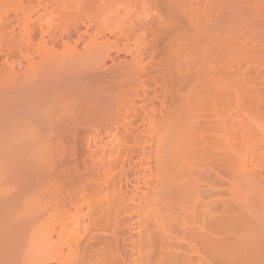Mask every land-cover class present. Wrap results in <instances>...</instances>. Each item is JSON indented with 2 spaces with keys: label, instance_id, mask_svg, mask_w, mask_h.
Masks as SVG:
<instances>
[{
  "label": "rangeland",
  "instance_id": "rangeland-1",
  "mask_svg": "<svg viewBox=\"0 0 264 264\" xmlns=\"http://www.w3.org/2000/svg\"><path fill=\"white\" fill-rule=\"evenodd\" d=\"M70 1L73 5L72 10H71L72 12L71 15L73 18H70L72 20L69 19L72 26L70 27L68 23V26L70 27L68 28L70 30L67 29L68 33L66 31L64 32L69 34L68 36L65 35L66 40H68L69 36L71 38L70 40H68L70 41L68 43L71 44V47L73 46V43L75 42V40L76 42L78 41L77 44H75L76 42L74 43V46H76V51L78 50V52L73 53V54L76 55L78 53L77 54L78 55L77 58H78L79 52H82V50L86 52L84 47L86 46V48L88 49L87 46L89 44L86 45L88 43V41L86 43V40H89L88 36L90 35H91V38L92 37L94 38V36L96 35L95 38H96V42L98 43L107 39L106 41L109 40L108 44H110V45H106L107 43L103 42L105 43L104 44L105 46H108L104 50H107V51L109 50L108 52L109 54L107 55V57L108 58L110 57V58L108 59L104 54V56L107 59V60L104 59L105 60L104 61L102 60L104 57H102V59L100 57L99 60L101 59V61H104L103 63H100L102 64V65H99L100 67L96 65L98 67L95 66L96 69L95 68L93 69L94 67L93 63L92 65L88 64L90 62H93L94 60L96 61V59L93 58L94 60L90 62L87 61L89 59H92L88 57L87 52H86L87 54L85 55H87L89 59H87V57L85 56V58L87 59L85 62H86V65L88 64L89 66L87 65L88 67H86L84 65L86 67L85 68L82 65L83 63H85L84 61L83 62L79 61L80 64H77V66L78 65L83 66V67L80 66L82 67L80 68L82 69L80 72L85 70L83 74L86 75L91 72L92 74L94 73L93 75L90 74L91 77H93V79L92 78L90 79V75L88 76L86 75L87 77L85 75L83 76V77H86V80H88L89 78L91 82L89 80L87 82L86 81L83 82L84 78L81 79L80 82H78L79 86L82 83L83 87H85L84 86L85 82L87 83L86 84L87 86L88 84L89 85L91 84L90 89L88 88L89 90L88 92L86 89L87 86L86 88L82 87L84 90L86 89L87 93H90V91L92 92L94 90L93 92L95 96L92 95L93 93L92 92L91 93L92 97H89L91 98L90 100L94 102L90 104L88 103V104H89L90 109L93 110L95 108L96 110L91 111L89 107L87 109L88 105L85 106L86 107L85 109L87 110V112L88 110L91 111V113L88 112L90 113V117L92 116L93 117L90 118L89 114H86L88 118L86 119L87 121L85 122L84 121V118L86 116L84 115L85 111L83 113V110L81 109L82 114H83L82 119L84 121V124L88 122L89 124L90 123L92 124L84 125L83 123H80V124H78L79 122L76 123V121H78L77 119H79L80 116H82V115H79L81 113V111L79 110L80 105L77 104L79 106V109L77 107L75 108H77L76 110H79L80 113L78 112L79 113L78 114L75 110V114H77L79 118L77 117L74 118L73 116H71L73 118V120L71 118L73 122H74V119H76L75 120L76 124H74V126L72 125L73 127L70 125L71 128L69 126V128L72 130L74 128V131H76V133L74 131L73 132L77 135L73 134L74 136H71V137L69 136L68 137L69 140L66 137L63 138V136L61 137L63 140L60 137L59 139L58 137L52 138L55 140L58 139L56 141H59V142H55L57 144L55 145L53 144V146L57 147L55 148V151H52L54 148L52 150L49 149L53 147L51 144L49 148H45L46 151L45 149L41 150L42 152L45 151V153L44 152L41 153L39 150L38 151L40 153H34L36 150L34 151V150L29 149L28 150L29 152L25 150L24 151L25 154L23 153L24 155L20 156V158L22 157V160H21L22 162H20L21 166L19 165V163H16V165L18 164L20 166L19 167L17 165L16 170H19V168L20 170L21 168L23 170V167H24L25 169H33V170L37 168L36 171L38 169L46 170V168L52 171V169L54 168L53 169L54 171L52 172L57 171L58 175L56 176L58 177L50 176L52 175V173H49V170H47L48 171L47 175L50 174L49 175L50 177L48 176L49 178L46 177L47 175L45 176L46 177L45 178L41 172L40 173L43 176L41 174H39L38 176V174L34 173L35 177H39L40 179L44 177L42 178L43 180L41 179L42 181L40 182L41 183L43 181L45 182L46 185H44V187L45 189L47 188L45 192L46 194L38 193L39 196H37L36 190H40V189H37L36 185H38L39 182H36V181H39L40 179L38 180L37 178L34 179V181L36 182V185H34L33 184L34 181H32L31 178H35V177L26 176L25 174H27V171H25V169L23 170V173L24 171L26 172L24 173V176H26V178L30 177L29 180L31 181V182H27V184L31 183L34 186H36V190L35 188H33L34 189L33 191H35L36 196L33 194L34 192L33 193L30 192V190L34 186H31V185L28 186L29 191L27 192L26 190L27 187H25L26 183L24 182L25 180H23L24 176H23V173H21L22 170L20 173L22 174L23 177L20 174H18L16 170H13V172L20 175L23 180L21 181L18 179L19 177H17V180L22 182V186H21L22 191L18 190L17 187L21 185V183L18 184L17 183L18 181L15 180L16 178L13 179V177L8 179L10 175H8L9 177L7 175H6L7 177L5 176V174L1 171L4 168L3 167V168H0V171L4 174V176L3 175L0 176L1 177L0 183H3L4 189L6 188L7 191L10 190L9 192L10 193L12 192V194H9L7 192L8 195L7 194L6 195L7 196L10 195V197L5 196L6 189L1 190V188L3 187H0V192L4 191V194L3 192L1 193L4 195V197H1L0 199L2 200L3 198V200L5 201L6 199L9 200L11 196L15 197V195H17L19 191H21L20 193H22L23 189H25L27 193L30 192L31 195L35 196V197L33 196V199L35 198L34 200L36 202V205L39 204L37 203L38 200L41 203L43 199L44 200L46 199L45 197L42 198L43 196H46L48 199H52V198L58 199L61 196H65L70 193L69 180L73 178H75L76 181L78 180L80 184L82 185L83 184L86 185V183L90 185L89 184L90 181L100 180L101 182L100 181H97V182L102 183L104 180H106V181H110V183L111 181H115L117 184L120 183L122 186L127 183L128 188H131L130 185L134 181L132 177L133 175L131 174L132 166H136L135 168L140 166V168L138 169H140V172H144V175L146 176V177L144 176V178L146 180L142 176H141L142 180L141 178L137 180L138 181L137 193L140 199L137 198L135 203L136 204L141 203L142 197L148 195L149 193L148 189L144 185V182L146 183V181L147 182L150 181L151 183H153V181H155V177L153 176L155 173V156H154L153 148L155 149V144H156L155 139L156 138L154 137L144 138L143 136H140L139 134L135 135L136 137L134 135L133 137L125 135L123 126L127 124L126 122L132 120V113H131L132 110L123 114L125 108H122L121 106L123 105L128 106V110L130 108L131 103L132 104L134 103V107H136L137 109L141 108V106L143 105L142 102H144L147 106H152L149 108L150 110L149 114L151 116L154 115L152 116L153 119H151V121L153 122H151L150 119L149 121L152 123V125H155L156 121H160L158 119H161L159 118L161 117L159 115H162L163 113V116H165L166 111L168 112L169 110H171L173 105H175V103L177 102L176 99H178V96H176L177 92H179L181 89H182L181 92H184V93L190 92L191 87H193V84H192V81H190V78H191V75L194 73L195 68L197 67L196 69H198L200 73L197 89L199 91L198 96L201 97V98H198V100H200V103L198 101L197 110L199 112L198 113L199 117H198L197 122L198 124H200V127H202V129L203 128L205 129L204 131V129L202 130L200 128L201 129L200 133L202 134V135L200 134V137L201 138L204 136L205 138L210 137V134H209L210 132L206 128L211 127V125L216 123V120L213 119L214 110L212 109L214 108V106L221 108V109L223 108L226 117L228 115L226 124L230 126L229 134H230V139H231L230 140V145H231L230 153L232 157L231 159V163H232L231 172L232 173L230 172L231 174L229 175L228 179H231V180L227 179L226 173H224L225 170L223 167H217V168L215 167V168L209 169L208 162H205V161H203L200 165V169L206 170L211 173V176L214 180L213 190L216 192V198L214 197L215 198L214 200L217 204V210H218L217 216L219 218V219L217 218L218 228L216 229V231L218 230L217 231L218 235L216 239L218 238L217 241L221 240L223 244L218 241L220 246L217 244L219 247H217L218 251H216V257H215L216 261H214V263L215 264H264V0H144V1L143 0H130L131 3L129 2L130 5L128 6H127V3L125 5L124 3L128 2L129 0H112L113 2L110 5L111 9L109 7L107 9L108 11L107 12L105 11V13L109 14L107 16L106 14L105 15L100 14L98 11L96 12V9H93V10L89 9L90 4L86 5L87 8L86 6L83 7L85 3L82 1L84 0H79V2L77 0L76 2L79 5L73 4L72 1L76 3L75 0H70ZM35 2L33 1L32 3L35 4ZM121 2L122 4H120ZM126 8L128 12L125 11ZM40 9L41 10L39 11L42 12L43 11L42 8ZM75 9L78 10L79 12L76 11ZM93 11H95L96 13H94ZM99 14L102 15L103 17L100 16ZM104 16L105 18L107 17L108 18L105 19ZM115 17L116 18L118 17V18L116 19ZM122 17L124 20L122 21L119 20V18H122ZM129 18H133L132 22H128ZM192 18L197 20V24H198L199 34L197 36L198 37L197 48H195L196 45L192 46L193 44L190 43V42H193V40H189V39H192L190 37V34L192 33V27H193L190 24V19ZM99 19L100 20L102 19V20L100 21ZM55 20L57 23V21H59V18L58 19L55 18ZM96 20L100 21L101 23L100 26L105 24V27L102 26L103 29L102 27L100 28V26L97 25L99 21L97 22ZM129 21H131V19ZM95 22H97V24ZM56 23L54 22V24ZM108 24L110 25L107 26ZM158 24L160 25L158 26ZM56 26L57 25H55V29H58V30H53V31L55 32V36L56 38H58L59 41L55 39L57 41V44H55V46L58 45L57 47L61 49V47L63 48V46H61L60 43L62 42V40L65 39L64 32H62L63 31L62 29H65L66 26L64 25V28L62 25H60L62 26V28L56 27ZM87 27L88 29L86 32L89 34L88 36L85 35L86 32H84L85 28ZM150 27H154V29L151 30ZM44 28H47V27L44 26ZM59 29L62 30V31L60 30L62 32L60 33L63 34V36L61 37L58 36L60 33L58 34L56 32V31L59 32ZM98 29H101L102 32H99ZM77 36L79 37L81 36L80 38L83 37L82 38L83 40H80V38H79L80 41L77 40L78 39ZM175 39H177V41ZM172 41H173L174 46L178 45L175 47L177 51L181 49L178 55L176 54L173 55L169 51V48H170L169 44H171ZM178 41L180 42L179 44H181L182 48L179 46ZM175 42L177 44H175ZM192 48L195 50H193ZM60 49L58 50L60 51ZM84 51L82 55L84 54ZM75 57L76 56H74V59L72 58L71 61L77 60V58ZM77 62L78 61H76V63ZM193 62L195 64L197 63V66H194L195 64ZM73 63L74 62H72V64L70 63V68H73L74 66L77 68V66L75 65L76 63L74 64ZM97 64H99V61ZM63 66L64 65L60 66V68H62ZM20 67H22V64ZM129 68L131 69L129 70ZM77 69L79 71V68ZM63 70L64 69H62L59 72H63ZM92 70H94V72ZM124 70L125 71L129 70L127 71L128 76ZM87 71L89 72L86 73ZM71 72L70 74L72 77L74 76V78L76 77V78H79L80 80V78L82 77V76L78 77L79 74L81 75V73L77 74L76 76V74L74 75V71H73V74ZM96 72L98 74H95ZM123 75H125V78ZM70 81L73 82L75 81V79L72 80V78H70ZM76 83L77 81H75V84ZM78 84L76 86H78ZM96 84H98L99 87L98 85L96 86ZM93 85L96 86L97 88L93 87ZM100 87H104L106 89L104 88L100 89ZM72 88H74V86H72ZM74 89H72V91ZM77 90H78L77 92L82 91L81 88H77ZM84 90L81 93H84ZM98 90L100 91V93H103L105 97L102 94H100ZM103 90L104 91L107 90V91L102 92ZM75 91L76 90H74L73 92L77 95L78 93ZM79 94L77 95V97H79ZM99 95L101 96L99 97ZM143 95H145V97ZM81 96H84V95L81 94ZM93 96L95 97L96 101L95 99H93ZM109 96L110 98H108ZM101 97L102 99H100ZM211 99L214 100V102L216 101L215 102L216 105L213 101H211ZM101 100H102L101 103H103V105L105 103L106 104L108 103V105L103 106L101 103H99ZM97 101L99 102L96 103ZM223 102L225 103L224 106L226 105L225 107L222 104ZM91 104H95V105H91ZM132 104H131V107H132ZM101 105H102V108H100ZM109 105H111V107L114 108V111L117 108H119L118 110L121 111V117L119 119H116L118 120L117 121L118 123L115 121V118L114 119L112 118L113 121L111 119L109 121L107 120V118H105L106 115L110 113L109 111L112 110V108H108ZM105 106L107 107L105 108ZM144 106L145 105H143V107ZM97 109L99 112L97 111ZM160 110H161V113H160ZM72 111L74 112L73 109ZM96 111L97 113H100V115L96 113L97 117L95 116ZM158 111H159V114H158ZM113 112L112 114L114 115L115 112L114 113ZM226 112H228L229 114ZM71 114H74V113L71 112ZM209 114L211 115V117H209ZM98 115L101 116L102 119H98L100 118ZM94 117L96 119H94ZM207 119L210 121H208ZM139 120L137 119L136 121H134L135 124L133 125L135 126L139 125L141 127V119ZM205 122L207 124H205ZM208 122L211 124H208ZM202 124L205 125L206 127L203 126ZM75 126L79 128L77 127L75 128ZM80 126L82 128H80ZM79 129L80 130L82 129V130L80 131ZM83 130H85V132ZM140 148H141V151H140ZM31 151L34 154L30 153ZM125 152L128 154H126ZM6 156L7 155H5L4 157L7 159L8 157ZM1 157L2 156L0 155V161H1L0 165L3 164L4 166H6V164H4V161H3L5 158L2 159ZM12 158L13 157L11 156V158L9 159H12ZM212 160H213V157H212ZM13 162H15V159H13ZM7 167L9 168L10 165L9 166L7 165ZM58 170L60 171V173L62 172L63 173L59 174ZM8 171L10 172V169ZM4 172H6V170ZM13 172H12V175L15 174ZM103 172L107 174L106 176L107 178L104 177V175H102ZM31 174H28V175H31ZM5 179L6 180L8 179V180L6 181ZM11 179H13V181L15 182L10 181ZM8 181H10L11 183L10 184L7 183ZM16 183L18 186L16 185ZM94 183L96 182H93L92 184ZM23 184H25V186H23ZM70 184H71V180H70ZM88 185L86 188H88ZM201 185H202L201 187H205L204 182H202ZM15 188L18 190V192ZM40 188L43 189L42 186H40ZM14 189L15 191H13ZM45 189L43 190L45 191ZM228 191H229V194H228ZM13 193H16V194L13 195ZM20 193L18 194V196L20 195ZM5 197L6 199H4ZM29 197H32V196H29ZM23 198L24 199L26 198L27 200L28 197L25 196ZM223 199L228 201V204L230 207L229 213L231 215V216L226 217V218L230 217L229 218L230 221L229 220L226 221L225 228H226V225H227V228L226 229L224 228L225 231L220 227L221 224L224 225V223H222L224 221L222 222L220 221V219L221 220L224 219V217L222 218L223 213H222V205H221L222 203L221 201ZM3 202L0 203L1 204L0 208L1 210L3 209L2 211H4V208H2V205L7 204L5 202L4 204ZM124 203L122 202L121 204L125 205ZM117 205H118L117 207L118 211L119 210L124 211L123 205L121 206L119 204ZM186 209H187L186 218L185 216L183 217L186 220L191 221V218H192L191 211L188 208ZM121 211H119V213ZM112 212H113V209H112ZM120 214L123 215L122 212ZM183 214L185 215V213ZM121 215L120 216L118 215L117 218L119 219ZM66 218H69V217H66ZM69 219H66V220H69ZM112 219H110V221H112ZM228 221H229V225L227 224ZM129 223L133 224L132 227L129 225H126ZM129 223L127 222L126 224L124 223L125 226L122 225V228L120 226L121 228L120 231L122 232L124 229L123 227L126 228V226H129L132 228V233H133L132 236L134 238L133 240H134V245H135V250H134L135 252L133 254L134 259H132V261L131 260L126 261V263L122 261V260L129 259V257L127 258L126 256L127 252L125 253V250H123V248L126 249L127 245L125 243L124 245L126 246L122 245L123 238L121 236V235H124V238L127 239L126 233L128 232L131 233L130 231L131 228L127 227L129 229L127 230V232L124 233L123 231V234H121V232L119 231L120 235L117 236L118 237L117 243L119 242L118 245L120 246L119 247L120 249L117 248L118 249L116 251L118 252L117 255L116 253L113 254V256L110 258L111 260L109 261H108L109 258H106V256L105 258L104 256H100L99 258L101 257L102 258L99 260H102V261H100L99 264H102L103 262H105L103 264H121L122 262L124 264H129L128 262H133V260H134L133 262L134 264H173L175 261L172 262L173 259L171 257L174 256L176 253H178L177 256H179V255L188 254L191 251L192 252L194 251L195 254L192 253L191 255L193 256V258L198 257L197 253L199 254V256L202 255L199 253L201 252V250L198 249L197 246L195 247L196 248L195 250L194 249L190 250L186 242L180 241L179 235H178L179 240L177 239L178 241H175V239L177 238L176 235L175 237H173L174 238L173 240L170 239V237L174 236L173 234L175 233L170 234L169 232H171V229L168 226L166 228V234L170 236L167 235L168 236L167 238V236L165 235V238H167L166 240L159 234L160 231L159 232L157 231L159 229L154 228L155 230L152 231V233L148 232V222L145 221L143 217H140L139 214L136 212L133 213L132 220ZM109 225L107 227H109ZM167 229H169V231H167ZM106 231L107 232L106 234H104V236L112 240L113 236H111V234L114 231V227H112V224L110 225L109 228L106 229ZM155 231L158 234L157 233L155 234ZM160 233L162 234V231ZM168 240L169 241L172 240V241L169 242ZM176 245H178L181 248L179 247H178L179 249L177 247L176 249L173 248V246H176ZM64 248L65 247L63 246V250ZM197 250L199 251L197 252ZM64 251L66 253V250ZM123 253L125 254L127 259H124L125 256ZM119 256L124 257V258H121V257L119 258ZM167 259L168 260L171 259V260L168 262Z\"/></svg>",
  "mask_w": 264,
  "mask_h": 264
},
{
  "label": "bare ground",
  "instance_id": "bare-ground-1",
  "mask_svg": "<svg viewBox=\"0 0 264 264\" xmlns=\"http://www.w3.org/2000/svg\"><path fill=\"white\" fill-rule=\"evenodd\" d=\"M33 1L34 2L36 1L35 4L32 3ZM76 1L77 0H75V2ZM86 1L85 0L82 1L85 3L83 7L90 4L89 9H92V10L96 9V12L98 11L102 15L106 14V16L109 14L105 13V11L106 12L108 11L107 9L110 7L111 3L113 2L112 0H86ZM72 2L74 5H79L77 4V2L76 3H74V1ZM129 2L130 0L128 2H125L124 5L126 3H127V6L130 5ZM120 4H122V2ZM72 6L73 5L70 0H0V155L2 156L1 157L2 159L5 158L4 157L5 155H7L6 157H8L7 159L5 158L7 162L5 159L3 160L6 166L2 164L0 165L1 166L0 168L4 167L3 170L1 171L5 174V176L10 175V177L8 176L9 177L8 179L13 177V179L16 178L15 180H17V177H19L18 178L19 180L21 181L25 180L24 182L26 183V186L25 184H23V186L27 187L26 189L27 192L29 191L28 186L30 185L34 186L36 185V182H39V184L36 186H37V189H40V190H36V186L32 187V189L30 188L31 189L30 192L32 193L34 192L33 193L34 195H35V191H33L34 190L33 188H35L37 196H39L38 193L43 194L46 192L47 188L45 189L44 187V185H46L45 182L43 181L41 183L40 181H42L43 180L42 178H44L47 175L48 173L47 170H49V173H52V175L48 174L46 177H48L49 175L56 176L58 175V173L57 171L52 172L54 171L53 170L54 168L52 169V171H50V169H47V168L46 170L38 169L36 171L37 168L34 167L35 168L34 169L35 171H34L33 169H25L23 167V170L25 169V171H27V174H25L26 176L35 177V174H38L39 176V174L41 173L44 175V177L41 178L42 180L39 177L31 178L32 181H34V179L36 178L37 180L40 179L39 181H36V182L34 181L33 183L34 185L31 183L27 184V182H31V181L29 180L30 177L26 178V176H24V173L26 172L24 171L23 173L22 168H21L22 170L21 172L19 168L21 166L20 162H22L21 161L22 157L20 158V156L21 155L23 156L25 154L24 151L25 150L28 151L29 149L34 150V151L36 150L34 153H40V152L45 153L46 151L45 148H49L51 144L52 146L53 144L54 145L57 144L55 142H59V141H56L59 139V137L61 138L63 136V138L65 137L68 138L69 136L70 137L74 136L73 134H75L76 131H74V128L73 130L70 129L71 126L72 125L74 126V124L78 122H79L78 124L80 123L84 124V121L86 122L87 121L86 119L88 118L86 114H89V117H90L91 111L96 110L95 108L92 110L89 107V104L94 102L90 100L91 98H89V97H92V95H94V92H93L94 90L92 91L93 93L91 91L90 93H87L89 91L88 88L90 89L91 84L90 85L88 84L89 87L86 85L87 84L86 82L88 80L90 81L91 78L93 79L91 75H93L94 73L92 74L91 72L89 74H86L87 76L91 74L90 79L88 78V80H86L87 76L83 74L85 70L80 72L82 70L80 68H82L84 65L88 67L89 65H92L93 63V66H94L93 69H94L96 65L98 66L102 65L100 63H103L105 61L104 59H106L107 55L109 54L108 53L109 50L108 51L104 50L108 47L104 45L105 43H107L106 45H110L108 44L109 40L106 41L107 39H105L100 43L96 42V38H95L96 35L95 36L93 35L94 38L93 37L91 38V35L88 36L89 34L86 32L88 27L85 28V31H84L87 33V34L85 33V35L88 36V39L89 40L92 39L90 40L91 42L89 40H86V43L88 41L86 45L89 44L87 46L88 49L86 48V46L84 47L88 54L84 50H82V52H79L78 58H77L78 53L76 55L73 54V53L78 52V50L76 51V46H74V43L76 42V40L75 42L73 40L74 43H73V46L71 47V44L68 43L70 42L68 40L71 39L70 36L68 40H66V36H65V35L67 36L69 35L67 34L68 33L67 31L70 30L69 28L72 26L70 22V20H72L70 18H73L71 15ZM40 8H42L43 10L42 12L39 11L41 10ZM125 11H127V8ZM93 12L96 13L95 11ZM55 18L56 19L59 18V21H57V23H56ZM130 19L131 21H129ZM132 19L133 18H129L128 22H132ZM119 20L122 21L124 19L122 17V18H119ZM100 21L98 22V24L97 22L95 23L98 26H100L101 25ZM54 22L56 24H54ZM68 23L70 27L68 26ZM190 24L193 27H192V33L190 34V37L192 39H189V40H193V42H190V43L193 44L192 46L196 45L195 48H197V43H198L197 36L199 34L197 20H195L194 18L190 19ZM55 25H57L56 27H61V28L62 26L64 28V25L66 26L65 29H62L63 31L61 29H59V32L56 31L58 34L61 31L67 32V33L64 32L65 39L62 40V42L60 40L61 42L60 44L61 46H63V48L61 47L62 50L57 47L58 45L55 46V44H57V41L55 39L58 40V38H56L55 36V32L53 31V30H58V29H55ZM109 25L110 24H108L107 26ZM159 25L160 24H158V26ZM44 26H46L47 28H44ZM102 26L105 27V24ZM102 26H100V28ZM150 29L152 30L154 29V27H150ZM98 31L102 32L101 29H98ZM61 33L58 36L60 37L63 36V34ZM80 37L77 36L78 38L77 40H79ZM82 38H80V40H83ZM175 40L177 41V39ZM77 43L78 41L75 44ZM179 43L180 42L178 41V44ZM175 44L177 43L175 42ZM169 45H170V48H169L170 53L173 55L175 54L178 55L179 51L181 50V49L180 50L178 49L179 51H177V49L175 48L178 45L174 46L173 41ZM179 46L181 47V44H179ZM57 48L60 49V51ZM83 51H84V54H83L84 56L82 55ZM85 54H87L88 57L92 59H89L87 55ZM104 54L106 57L104 56ZM74 56H76L75 58H77V60L71 61L72 58L74 59ZM85 56L89 60H87ZM100 57L101 59L102 57H104L102 59L104 61H101V59L99 60ZM93 58L96 59L97 62ZM86 60L89 62L92 60L94 61L88 63L89 65L87 64L88 65L87 66L85 62ZM76 61L78 62L76 63ZM79 61L85 62L82 64L83 66L80 65L82 67H80L79 65H78L79 67L77 66V64H80ZM98 61H99V64H97ZM72 62L76 63L75 65L77 66V68H79V71L74 65H72L74 66L73 68H70V63L72 64ZM21 64H22V67H20ZM62 65L64 66L60 68V66ZM194 66H197V63ZM196 68L190 78V81H192V84H193V87H191L190 92H185V93L181 92L182 89L179 92H177V95H176L178 96V99H176L177 102L175 103V105H173L171 110H169L168 112L166 111L165 116H163V113L162 115H159L161 116L159 118H161L162 120L158 119L160 121H156L155 125H152L151 123L153 122L151 121V119H153L152 116L154 115L151 116L149 114V111H150L149 108L152 106H147L144 102H142V104L145 106L143 107L142 105L140 108L141 110L134 107V103L133 104L131 103L132 107L130 104L129 110H128V106H125V105L121 106L122 108H125V110L123 109L124 110L123 114L132 110L131 111L132 120L126 122L127 124L123 126L125 135L133 137V135L135 136L139 134L140 136H143L144 138H147V137L156 138L155 139V142H156L155 149L153 148L154 156H155V173L153 176L155 177V181H153V183H151L150 181L149 182L146 181V183L144 182V185L148 189L149 193L148 195L142 197L141 203L139 204L135 203L137 198L140 199L137 193V187H138L137 180H139V178H141L142 180V177L144 178L145 176L144 172H140V169H138L140 168V166H138L137 168H135L136 166H132L131 174L133 175L132 177L134 181L130 185L131 188H128L127 183L122 186L120 183L117 184L115 181H111L110 183V181H106V180H104L102 183L97 182L100 180L90 181L89 183L90 185L86 183V185L83 184L84 185L83 186L82 184H80L78 180L76 181L75 178H73L74 177L73 176L72 177L73 179L69 178L71 180V184H70V180L68 179L69 186H70L69 188L70 193L68 195L61 196L58 199L57 198L48 199L46 196L41 195L43 196L42 198L45 197L46 199L45 200L43 199L41 203L38 200L37 203L39 204L37 205L34 200L35 198L33 199L34 195H31L30 192L27 193L26 190L23 189V192H22L23 194L20 193L22 191L21 189L22 182L17 180L18 182L17 181L16 182L18 184L21 183V185H19L20 187L16 183V185L18 186L17 189L21 191L18 192V190L16 188L15 189L17 190L18 194L20 193V195L18 196V194L15 195L16 193H13L15 197L11 196L12 199L9 198L10 201L6 199V197L4 198L6 199V201L3 200L2 198V200L7 204H5L0 199L1 200L0 203L3 202L6 205V206L2 205V208H4V211H2L3 209L1 210L0 208L1 210L0 212V264H99L100 261H102V260H99L102 258V257L99 258L100 256H104V258L106 256V258H109L108 259L109 261L111 260L110 258L113 256V254L116 253L117 255L118 253L116 251L118 250L117 248H119L120 246L118 245L119 242L117 243V239H118L117 236L120 235L119 231L122 228V225L125 226L126 222L127 223L131 222L134 212L138 213L140 217H143V219L148 222V232L152 233V231H154L155 229H159L157 231L158 232L162 231V234L160 232L159 234L163 238H165V235L166 236L168 235L166 234V228L168 226L171 229V232L169 233L170 234L175 233L173 234L174 236H171L172 238L170 237V239L173 240L174 239L173 237H175L176 235L177 238L175 239V241H178L180 239V241L186 242L190 250L191 249L195 250L196 246L198 247V249L201 250V252L199 253L202 255L199 256V254L197 253L198 257H195V258L191 256L192 253H194V251L193 252L191 251L188 254H183L179 256H177L178 253H176L174 256L171 257L173 259L172 262L175 261L174 263L177 262L179 264H215L214 261H216L215 260L216 251H218L217 247L220 246L219 242L222 243L221 240L220 241L218 240L219 241L218 242L217 241L218 238L216 239L218 235L217 233L218 230L216 231V229L218 228L217 220L219 219L217 216L218 215L217 204L214 200L216 198V192L213 190L214 180L211 176V173L206 170L200 169V165L203 161H205V162H208L209 169L215 168V167L216 168L223 167L225 170V172L224 171L223 172L226 173L227 179L229 178V175L232 173L231 172L232 157L230 153V150H231L230 140L231 139H230V134H229L230 126L226 124L228 115L226 117L223 108L221 109L213 105L214 106V108L212 109L214 110L213 119L216 120V123H215L216 125L213 124L215 126L211 125V127L206 128L210 132L209 133L210 137L208 138L207 137L205 138V136L202 138L200 137V134H201L200 131L202 127H200V124H198L197 122L198 117H199L198 115L199 112L197 110L198 101L200 103V100H198V98H201L198 96L199 91L197 89L200 73L198 69ZM62 69H64L63 72H59ZM69 69L71 70L73 69L72 72ZM130 69L131 68H129V70ZM73 71H74V75L76 74V76L77 74L81 73V75L79 74L78 76V77L82 76L80 80L79 78H76V77L74 78V76L73 77L71 76L70 72L73 74ZM92 71L94 72V70ZM127 71H125L126 74H127ZM88 72L89 71H87L86 73ZM95 74H98V73L96 72ZM84 75L86 77H83ZM123 76L125 78V75ZM70 78H72V80L75 79L77 83L75 84V81L71 82ZM81 79H83V82L86 81L84 85L85 87H83L82 83H81L82 86L81 84L79 86L78 82H80ZM77 84L78 86H76ZM97 85L98 84H96V86ZM72 86H74L75 89L72 88ZM96 86L93 85V87L97 88ZM82 87L86 88L87 92H86V89L84 90ZM77 88H81V90L83 89L84 93H81L83 92V90L80 92H77L79 90V89L77 90ZM101 88H104V87H100V89ZM72 89L76 90L75 92H77L78 94L81 93L84 96H81V94H79V97H77L78 94L76 95L73 92L74 90L72 91ZM107 90L105 91L103 90L102 92H106ZM100 94L103 95V93H100ZM94 96H93V99H95ZM100 96L101 95H99V97ZM103 96L105 97V95ZM143 96L145 97V95ZM108 98H110V96ZM88 99L90 100V102ZM100 99H102V97ZM212 99L211 101L214 102V100ZM98 102L99 101H97L96 103ZM101 102L102 100L99 103ZM77 104L80 105V109ZM101 104L103 105V103ZM222 104L224 106L225 103L223 102ZM91 105H95V104H91ZM102 105L100 106V108H102ZM104 105H108V103L107 104L105 103ZM85 106H87V109L89 107L91 111L88 110V112L90 113L87 112V110L85 109L86 108ZM75 107H77L81 111V113L79 110H76L77 108ZM106 107L107 106H105V108ZM108 108H112L111 105H109ZM72 109L74 110V112L72 111ZM81 109L83 110V113L85 111L84 115L86 116L84 118V121L82 119L83 114H82ZM118 109L119 108L115 109L114 111V108H112V110L110 109L111 111H109L110 113L107 111L109 114H107L105 118H107V120L109 121L110 119L113 121V119L115 118V121L117 122L118 120L116 119H119L121 117V111H119ZM75 110L77 113L78 112L80 113V114L78 113L79 115H82L80 116V118L78 117L77 114H75ZM97 111L95 112V116H96ZM113 111L115 112L114 115L112 114ZM71 112L74 113L75 116L74 114H71ZM160 113H161V110H160ZM97 114L100 115V113H97ZM158 114H159V111H158ZM71 116H73L74 118L76 117L79 118L77 119L78 121H76L75 123L76 119H74V122H73L72 121L73 118ZM99 117L100 118L98 119H102L101 116ZM209 117H211L210 114H209ZM94 119L96 118L94 117ZM137 119L138 120L141 119V127L139 125L137 126L133 125L135 124L134 121H136ZM149 119L151 122L149 121ZM85 124L88 125L89 122ZM91 124L92 123H90L89 125ZM205 124L207 123L205 122ZM208 124H211V123L208 122ZM76 127L77 126H75V128ZM80 128L82 127L80 126ZM83 131L85 132V130ZM70 132L72 133V135ZM54 137L55 138L58 137V139L56 140L52 139ZM55 148L57 147L53 146L52 148H49V149L50 150L53 149L52 151H55ZM44 149L45 151L42 152L41 150H44ZM140 151H141V148H140ZM30 153L34 154L32 151ZM11 156L13 158L9 159L11 158ZM212 157H213V160H212ZM13 159H15V162H13ZM16 163H19L20 165L19 166L17 164L19 166L18 167L19 170H16L17 169ZM0 164H1V161H0ZM7 165L8 166L10 165V167L8 168ZM4 169L6 170L7 174L6 172H4L5 171ZM7 169L8 170L10 169V172ZM13 170H16V172L20 174L21 176H22L21 173H23V176H24V177L22 176L23 180L21 176L13 172ZM1 171H0V176L2 175L4 176V174ZM11 171L15 173L13 174L15 176L12 175ZM62 173H60L59 171V174H62ZM28 174H31V175H28ZM102 175H104V177L107 176L105 172H103ZM13 179H11L10 181H13ZM228 180H231V179H228ZM10 181H8L7 183L10 184L11 183ZM91 182L92 183L96 182V183L92 184ZM202 182L205 183L204 185L205 187H201ZM3 185H4L3 183H0V187H3L1 188V190L6 189V188L4 189ZM87 185H88V188H86ZM40 186H42L43 189H45V191L42 188H40ZM15 189L13 191H15ZM5 191H6L5 196H7L8 193L12 194V192L11 193L9 192L10 190L7 191L6 189ZM213 191L215 192V194ZM229 191H228V194H229ZM2 192L4 194V191H1L0 194ZM3 194L0 195V198L4 197ZM25 196L28 197L27 200L26 198L25 199L23 198ZM29 196H32V197H29ZM7 197H10V195ZM122 202L123 203L125 202L124 203L125 205L121 204ZM221 202H222L221 205H222V213H223L222 218L224 217V219L223 220L220 219V221L221 222L224 221L222 222L224 223V225L221 224L220 227L225 231V229L227 228V225L225 228V223L227 220L230 221L229 219L230 217L226 218L227 216H231L229 213L230 207H229L227 200L223 199ZM117 204L123 205L124 211L119 210L123 213V215L120 214L121 212L119 213ZM12 205L15 207H13ZM186 208H188L191 211V214H192L191 221H188L185 219L186 210H187ZM112 209H113V212H112ZM183 213H185V215ZM118 215L119 216L121 215V217L122 216L124 217L122 218L120 217L118 219L117 218ZM183 216H185V218ZM66 217H69L70 219ZM66 219H69V220H66ZM110 219H112V221H110ZM229 221L227 223L228 225H229ZM109 224L110 225L112 224V227H114V231L111 234V236H113L112 240L104 236V234H106L107 232L106 229L110 227ZM108 225L109 227H107ZM126 225H129L132 227L133 224L129 223ZM129 226H126V228L127 227L131 228ZM123 228H124L123 229L124 233L127 232V230H129L128 228L127 229L125 227ZM123 231L122 232L120 231L121 234H123ZM130 231L131 233L130 232L126 233L127 239L124 238V235H121L123 238L122 245H124V243L127 245L126 249L123 248V250H125V253L127 252L126 253L127 258L129 257L128 260L121 259L124 263H126V261H130V260L132 261V259H134L133 254L135 252L134 251L135 245H134V240H133L134 238L132 236L133 235L132 228ZM167 231H169V229H167ZM156 233L157 232L155 231V234ZM167 238L165 239L167 240ZM172 240L170 241L168 240V241L171 242ZM63 246L66 248V249L64 248V250H66V253L63 250ZM176 247L178 248L179 246L178 245L173 246V248L175 249ZM198 251L199 250H197V252ZM126 256L125 258L119 256V258L121 257V258L127 259ZM170 260H168V262ZM123 262L121 264H124ZM133 262H128V263L132 264Z\"/></svg>",
  "mask_w": 264,
  "mask_h": 264
}]
</instances>
